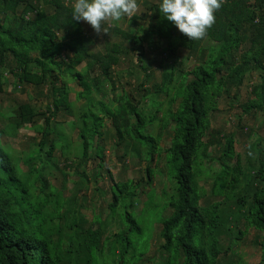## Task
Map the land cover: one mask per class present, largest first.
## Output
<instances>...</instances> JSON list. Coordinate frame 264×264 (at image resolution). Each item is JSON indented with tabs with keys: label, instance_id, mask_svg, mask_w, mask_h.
Returning <instances> with one entry per match:
<instances>
[{
	"label": "trees",
	"instance_id": "trees-1",
	"mask_svg": "<svg viewBox=\"0 0 264 264\" xmlns=\"http://www.w3.org/2000/svg\"><path fill=\"white\" fill-rule=\"evenodd\" d=\"M137 2L132 18L105 22L108 31L100 33L101 39L84 21L72 20V0H0V92L1 80L10 76L7 82L13 88H32L35 97L44 100L43 109L37 102L11 109L8 134L15 135L23 125L37 134L30 138L31 154L22 164L13 163L0 144V264H101L108 244L116 264H133L140 258L142 252L131 236L141 233L133 215L140 183L111 180L103 190L108 215L118 216L126 232L104 237L99 213L90 211V220L97 223L94 228L84 226L85 217L74 216L78 192L89 190L90 177L79 171L85 170L90 148L96 167L104 165L105 121L115 150L122 148L125 155L146 162L143 186L151 185L158 160L166 178L174 182L156 219L161 248L167 253L164 264H242L219 257L236 242L245 243L243 237L252 231L248 241L260 247L264 264V153L257 144L255 149L248 147L246 164L256 166H242L234 136L212 124L219 101L229 100L226 104L231 106L238 102L241 117L260 118L264 126V0H222L215 22L199 40H189L164 19L159 0ZM92 40L102 49L86 46ZM179 48L192 66L181 62ZM145 56L163 62L160 81L152 89L157 95L147 105L154 113L143 109L150 91ZM124 64L125 75L136 80L126 84L141 94L139 100L131 91L114 93L124 79ZM135 71L141 78L134 77ZM70 83L79 88L77 114L68 99ZM242 84L248 90L240 103ZM160 97L166 112L159 117ZM60 113L74 117L70 128L76 130L75 143L55 121ZM153 123L161 125L154 135L146 132ZM163 127L171 132L165 148L159 145ZM239 131L251 132L242 125ZM212 148L218 151L219 165L218 173L209 174L214 202L202 198L204 189L198 185L200 178L210 177L204 160ZM70 154L73 162H67ZM73 168L80 187L67 199ZM91 177L96 181L98 175ZM147 204L155 205L151 195Z\"/></svg>",
	"mask_w": 264,
	"mask_h": 264
},
{
	"label": "rangeland",
	"instance_id": "rangeland-1",
	"mask_svg": "<svg viewBox=\"0 0 264 264\" xmlns=\"http://www.w3.org/2000/svg\"><path fill=\"white\" fill-rule=\"evenodd\" d=\"M124 23H122L121 25L124 26ZM96 35H98L100 38L102 36L100 33H96ZM111 39L107 41L110 42ZM89 42L91 41H88L86 43V46L90 47L91 44H93L91 50H96L99 48L102 49V46L98 45V40L97 42L94 40H92V43ZM178 54L181 57V62H183L188 67L192 66L193 62L192 60L186 58L184 50H181L179 48ZM143 62L145 63V66L147 68H150V78L145 79L147 85L150 87V91L147 97L144 98L146 100V106L143 109L147 112L154 113L153 109L149 108L147 105H150V102L157 95L156 93H153L152 89L155 88V85L160 81L161 65L163 62H161L157 58L152 61L149 56L143 57ZM125 67L126 65L124 64L122 66L124 74L122 75V77L124 79H122L121 82H118L116 84L117 87H115L116 89L114 93L116 95H121L122 91H131L129 89L130 85H134L136 83V80H133L132 78H129L128 75H125ZM136 76L141 78L142 73H138V71H135L134 77ZM8 78L11 77L7 76L1 80V83L3 85L1 87L2 92H0V130H2L1 132L5 133L0 135V144L3 146L5 145V147L9 150L8 152L12 157V162L20 165L31 154V152L29 151L32 148L33 144L30 138L36 137L37 134L30 125L21 126L16 131L15 135L11 136L10 134H8L9 131H6V125L13 120L11 109L16 108V106H18L19 104L36 102L40 106V109H43L44 100L41 97L36 98L34 89L32 88H25L24 86H16L15 88H13V86L7 82ZM255 80L256 76L254 77V81ZM126 82H129L130 85H127ZM69 86L71 90L69 92L68 99L73 105V113L77 114L80 104L76 101L75 94L79 90V88H77L74 83H70ZM247 90L248 89L246 84H242V86H240L238 99L240 103L245 101ZM131 92L135 99H140V93L135 90H132ZM159 100H161L163 103V106L157 113V115H159L160 117L165 115L166 103L163 102V99L161 97L159 98ZM227 102H229V100H227ZM227 102H224V100L219 101V110L214 112L212 116V124L214 127L221 128L226 134L234 136V150L240 155L239 158L242 166H256L254 164H246L247 158L245 156V151L250 146H254L255 149V144H257L259 148L258 150H261L262 153H264V126L261 125L262 121L260 120V118L251 119L249 116L241 117L240 111L237 107L238 102L233 101L234 103L232 104V106L226 104ZM240 118L241 121L239 122ZM73 119L74 117L71 116V114L66 113L58 114L55 119V121H59L60 126L64 127L63 133L71 143H75L76 139L78 138L76 130H72L70 128V124ZM239 125L246 126L248 129H250V134H246L249 133V131L246 133L240 132ZM160 128L161 125H159L158 123H153L152 126H149L147 128L146 132H151L152 135H154L157 134ZM108 133L109 135H107ZM110 134L111 131L109 130L107 121H105L103 126L104 136L103 141L101 142L104 147V165L102 166V168L96 167L98 160H92L91 156L93 155V148H90L88 150L89 159H87L84 166L85 170L79 171V173L85 174L90 177V180L88 182L89 190L78 192V195L76 196V200L74 202V216L76 218L81 216L85 217L86 220H84V226L94 228L96 227L97 223L90 220V218L92 217L90 211L92 210L95 213H99V227L104 231V237H109L111 234L117 232H126L127 228H125L124 225L120 223L118 216L115 215L112 218L108 215L105 208V203L103 201L105 199L103 190H106V186H108L112 181L116 182L130 179L135 183H140V187L137 190L138 195L134 202L133 215L136 218V222L141 227V233L138 234L137 232H133L131 236L133 237V241L137 243V249L142 252V255L133 264H164L167 253L164 252L161 248L162 240L159 237V230L161 229V225L156 219L159 218L163 205H165L164 203L173 189L174 182L173 180L166 178V169L160 163L161 161L158 160L157 166L154 170V176L152 177L151 185L143 186L144 181L146 180L144 172L146 162L143 161L142 157L136 158L135 156L125 155L122 148L119 149V151H116ZM170 137L171 132L166 127H163L160 131V147L165 148L169 143ZM57 153L58 151L55 152V155H57ZM217 153V150H214L213 148L210 149L208 152L209 158L204 160V166L207 169L206 173L208 175L218 173L219 165L216 161ZM119 156L120 159L118 158ZM73 160L74 158L70 154L68 156L67 162H73ZM233 163L234 160L231 161V165H233ZM60 165H62V163ZM72 170L75 169H69V181H67L66 185L67 192H65L64 195V197L67 199L76 194V190L80 187V177L78 175H74L72 173ZM95 175H98L96 181L91 177ZM212 180L213 177L210 176L204 178L203 180L202 178H200V180L198 181V185L204 189L202 198L209 200L210 202H214V200H216L209 194V188ZM73 181H75L76 185H73ZM148 195L152 196L153 203L155 204L154 206H150L149 204L145 205L148 199ZM201 204L202 206L204 205L203 203ZM78 205L80 208V212ZM253 233V231L249 232V235L243 237L242 240H245V243L239 241L231 245V251L229 250L225 255H221L219 257V260H233L236 262L240 261L242 264H260L262 259L260 247L248 241L251 239V236H253ZM111 239L112 237H110L109 240ZM225 246L227 245L225 244ZM109 247L110 244H108L103 249V254L100 255L101 264H107V260L109 261V264H116V257L115 255H112L111 252H109ZM233 253H235V255H233ZM130 254L131 250H129L128 257L130 256Z\"/></svg>",
	"mask_w": 264,
	"mask_h": 264
},
{
	"label": "clouds",
	"instance_id": "clouds-1",
	"mask_svg": "<svg viewBox=\"0 0 264 264\" xmlns=\"http://www.w3.org/2000/svg\"><path fill=\"white\" fill-rule=\"evenodd\" d=\"M222 0H159L158 10L164 19L189 40L202 39L215 22L214 12ZM137 0H72L71 18L84 21L96 33H107L109 24L130 19L137 12Z\"/></svg>",
	"mask_w": 264,
	"mask_h": 264
}]
</instances>
